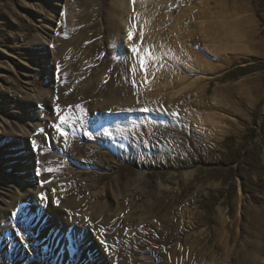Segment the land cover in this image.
<instances>
[{
  "label": "rangeland",
  "instance_id": "374dc122",
  "mask_svg": "<svg viewBox=\"0 0 264 264\" xmlns=\"http://www.w3.org/2000/svg\"><path fill=\"white\" fill-rule=\"evenodd\" d=\"M78 1L87 3H84L85 11H82L79 4L78 6L76 4L74 10L79 15L84 14L83 12L90 15L86 18L89 22L82 23L81 29L91 24H93L91 32L103 28L102 31L99 30L100 35L96 39L97 41L100 39L98 42L102 40L98 51L93 54L96 60L91 65L87 63L86 70L88 68L94 70L97 60L107 61V65L113 70L115 67L118 68L113 63V59L115 60L117 56L109 54L105 39L107 35L104 32L105 23L110 21L104 11L112 6L111 0ZM158 1L163 2V0H151V3L155 4ZM164 2H167L173 11L169 13V26L178 14L184 13L189 8L193 9L194 4L197 3L196 10L204 8L206 13L203 15L198 11H195V14L191 13L185 23V28L189 32L196 29L199 23L207 21L208 14L216 20L231 19L238 22L241 37L250 48L251 54L225 52L221 54L222 56H212L204 48V44L209 42L199 33H194L187 40L183 39L185 44H189H186V47L194 52H190L192 57L197 55L198 58H202L201 61L210 62L212 65L219 64L216 57H220L221 61L224 59L227 61L222 64L217 74L215 73L216 77L215 75L209 77L206 72L201 75V70L192 69L194 71L188 72L183 64L168 65L164 57L158 58L156 65H152L154 69L164 67L171 74L168 78L170 85L165 88L166 95L183 89L198 79L196 85L199 84V87L195 90L196 94L192 96L186 91L184 103L193 109H195L193 104L198 103L199 106L196 108L199 111L206 113L209 111L222 116L226 121V124L225 121L222 122L226 130L225 135L212 145H207L192 131L176 129L165 122L157 123L162 115L147 109H129L120 111L121 113L100 111L98 114L96 112L94 123L99 120V125L100 123L103 125L110 120L107 124L114 123L115 126H120L122 132L120 136H126L131 132L121 127L123 124L135 123L133 127L135 135L131 137L132 144L129 141L125 144L120 143L118 147H110L107 136L103 133L102 138L88 130L87 133H83L74 129L73 134V129L63 130L57 121L52 127L54 130L62 131L66 137L73 134L69 139V149L62 150L58 147L55 149L53 143L54 147L51 149L49 139L43 135L46 146L37 155V146L33 141L36 140L37 134L32 130L38 124V131H41V126L45 122H50V117L45 112L46 108L38 102L46 97L50 101L51 96L44 95L45 88H51L52 92L55 90L57 78L56 68L53 67V46L55 43L60 44L59 40L69 38L70 34L62 24L69 21L72 4L71 0H0V182H6V185L11 187L10 194L6 193V199L8 200L12 195L20 196L21 193L28 191L31 196L36 197L42 185L41 189L46 188V199L50 201L51 209L57 211L61 209L62 215L70 214L74 219L84 217L87 218L86 222L92 221L94 216H91L90 210L97 211L98 204L106 206L110 203L116 206L122 202L124 206L127 205V211L116 218L121 220L122 225L119 224V227L123 228L126 221L125 224L135 226V228L129 226V229L125 227L126 236L120 240L116 236L115 227V230L112 229L113 232L105 227L100 237L92 235L90 230L82 231L77 224L74 226L69 224L60 242H55V239L60 235L61 229H56L52 238L49 237L51 235L44 236L46 241L50 239L51 245L55 243L53 249L40 240L41 233L46 231L45 226L53 220V215L44 216L42 210H40L42 213H33V210H30L33 203L26 199L20 204L21 206L16 205L12 211L11 209L8 211L6 206L3 207L11 214V218L14 217L15 225H9L7 230L0 233V264H98L103 261L104 264H111L114 261L124 264H171L170 258L168 263L161 255L154 254L151 250L137 249L133 242L134 238H141L146 232L153 233L159 238H166L167 236H161L162 228L171 227L180 230L178 237L181 236V240L177 247L179 245L183 247L186 241L188 244L196 241L193 247L201 251L199 259L194 262L196 264H243L241 263L243 253L251 251L252 243L258 241L259 244L260 242L264 244V239H259L258 236V232L264 230V0H164ZM164 8L156 13L154 20H158L163 15ZM86 19L81 21L86 22ZM79 32L80 30L76 31ZM134 37L138 38V35ZM35 40L36 46L33 43ZM40 41L41 45L38 44ZM122 44L120 46L124 50L126 45ZM151 49L154 51L153 45ZM117 60L120 61L119 57ZM160 61H163L162 66L159 65ZM71 63L74 64L75 60ZM86 70L82 68L83 73ZM79 81L83 85L87 77L84 81L82 79ZM183 95L180 97H184ZM28 97L32 102L30 109L24 108L23 105ZM215 98L218 99V105L212 102ZM33 114L37 117H33ZM23 123L29 124L32 128L28 131L30 134L24 138L30 151L28 153L30 158L27 159V154L24 153L25 143L21 144L23 138L6 137V133L11 132L12 127H15L13 133L19 135L18 130ZM2 124L3 126L7 124V129H3ZM19 138L21 139L19 148L11 149L8 145L11 142L15 143ZM135 140L138 144L133 148ZM95 144L100 146L97 151L90 148ZM83 145H86V150L82 148L71 150L74 146L79 148ZM119 147L123 148L119 149ZM43 154L53 156L50 159L56 164L54 167L57 171L45 170L44 173H48L50 178L44 175L41 183L38 181L40 176L37 172L39 166L37 156L43 157ZM84 154L88 156L89 161L96 160L103 167L92 164L87 166L88 162L82 157ZM21 155L25 158L21 159L19 157ZM27 163L32 167L28 168V165H25ZM77 172H82L81 179L77 178L75 181L72 174L76 175ZM60 187L62 190L58 189ZM2 193L5 195V191ZM73 193H79V197L76 194V202L72 206H65L68 205ZM115 197H120V200ZM148 203L153 204V209L146 211L147 215L139 214L137 217L143 218V223H146L136 226L138 222L135 214L143 212L141 210L146 209ZM79 204L87 208L81 211L82 206ZM140 206L142 209L139 208ZM251 207L256 209L255 214L249 210ZM218 208L227 219L222 241H217L219 234L215 237L213 232V217ZM28 213L31 220L25 219ZM86 214L89 216L85 217ZM43 217L45 219L42 221ZM170 218L175 219L174 223L167 222ZM131 221L132 224H129ZM85 231L88 232L87 242L83 239ZM81 241L86 249L82 252V256L77 249L79 245L77 243ZM225 241H228L226 247ZM91 244L95 247L92 252L87 248ZM149 246L152 250L160 252L165 248L152 242ZM187 246L190 249L191 245ZM203 246L205 250L202 249ZM170 247L169 245L166 248L170 249ZM226 248H229L230 253ZM95 253L98 260L94 257ZM113 254L115 258L111 260ZM263 260L264 257L256 264H264ZM175 263L177 264L176 261Z\"/></svg>",
  "mask_w": 264,
  "mask_h": 264
},
{
  "label": "bare ground",
  "instance_id": "6f19581e",
  "mask_svg": "<svg viewBox=\"0 0 264 264\" xmlns=\"http://www.w3.org/2000/svg\"><path fill=\"white\" fill-rule=\"evenodd\" d=\"M182 1H185V0H182ZM84 3L78 0H74V1L71 0L72 7L70 9L71 10L70 16H69L70 19L68 23L62 24L65 30L67 31V33L70 34L68 35L69 38L64 39V40L61 39L59 40L61 42L60 44L55 43L53 46V52H54L53 67L56 68L57 83L55 85V88L53 87L55 89L54 92H52L53 90L52 91L50 90L51 88H45L44 90V95L48 94L51 96L50 101L46 97V98H43L40 102H38V103H41L40 105L46 108L45 112H47V115L50 117V122L49 123L45 122L43 126H41L42 129L40 128L41 131H38V128H37L38 124L34 126V129L32 130V128L29 125L31 124V122H27L29 124L23 123L22 126H20V129L18 130L19 135H15L16 133H13L15 130V127L11 128L12 129L10 130L11 132L6 133V137L12 138V136H15V137H20L21 139L23 138L22 139L23 142H21V144L25 143L24 153L27 154L26 159L30 158L29 156L30 154L28 155L30 151H28L29 146L28 144H26V140H24V138H26L28 134H30L28 132L30 130H32L34 133L37 134L36 140L32 139L36 143V146H37V151H36L37 155L39 154V151H42L43 147L46 146L45 139H44L46 136L49 139L48 141L51 143V149L54 147L53 144H55V149H57L58 147L62 150L63 149L68 150L69 145H70L69 139H70V136L74 134V129L76 131H81L83 133H87L86 130H88V132L90 133L92 131L94 135H100L98 137H101V134L103 133L105 134V136H107V142H109L108 146L111 145L110 147H118L120 146V143L125 144V143H128L129 141L132 144L133 139H131V137L135 135V131H134L135 129L133 128L135 126L134 125L135 123L128 124L127 122V124H123L121 127L126 128L130 130L131 132L128 133L126 136H120L122 134L120 130V126L118 125L115 126L114 123L107 124V122L110 120L107 119L108 121L105 123L107 125L105 124L102 125V123H100L99 125V120L94 123V119L100 111L117 113L123 110H129V109L131 110L132 109H138V110L147 109V111L157 113V115H162L161 116L162 118L160 117V119L157 120V123L165 122L175 127L176 129L183 128L184 130L192 131V133L197 138L204 141L207 145H212L219 138L225 135L226 130L222 126V122H224L225 119L222 116L209 113V111L207 113L204 111H199L196 108L197 106H199V104L198 103L193 104L192 100H191V103L193 104L195 109L190 108L188 104L184 103V99H186L185 98L186 91L188 94L192 96L196 94L195 90L196 88L199 87V84L196 85L198 79L197 81L189 83L185 87L183 86L184 87L183 89H179L175 91L174 93H169L166 95L165 88L168 85H170V81L168 78L171 74L167 71V69H164V67L154 69L155 67H152V65L153 64L156 65L155 62L157 61L158 58L164 57L165 59H167L166 62L168 65L174 64L177 66V65L183 64L185 68L187 67L186 70L188 72L194 71L192 69L201 70L202 72L201 75L205 74L206 72L209 77H213L215 73L220 69L222 64L226 63L227 61L225 59L224 61H221L220 57H216L215 59L218 60L219 64L212 65V63L210 62L201 61L202 58L201 59L198 58L197 55H195V57H192V55H190V52L192 49L190 50L186 47V44L188 43L185 44L183 39L187 40V38L190 36L192 37L194 33H199V35L202 36L204 40H207L209 42V43L204 44V48L209 53V55L211 54L212 56H219L225 52H229V53L233 52L234 54H239V55L243 53H244L243 55L251 54L248 44L245 43L244 38L241 37V34L238 29L237 21L227 19V18L225 19L223 18L222 20L221 19L216 20V19H213V16L211 14H208L209 17H207V21L199 23L196 29H192V31L189 32V30L185 28V23L187 22V20H189L191 13L195 14V11L201 12L202 15L206 13V9L204 8L200 10L199 9L196 10V8H198L197 3L194 4L195 7H193V9L189 8L186 11L184 10L185 11L184 13H181V14L177 13L178 15L175 17L174 21L171 20L173 22L172 25L169 26L168 25L169 15H170L169 13L173 11L171 10V7L168 5V3L164 2V0L163 2L158 1L155 4H152L151 0H111L112 6L110 7V9L109 10L107 9L105 11L102 9L105 13V16H107V18L110 19L109 22H106V23L104 22L106 26L105 27L106 31L104 32L107 35L105 39L107 40L106 43H108L107 46L109 47V51H110L109 54H111V56H117L115 57V60L113 59V63L116 64L118 68L115 67V69L113 70L110 68L111 66L107 65L106 63L107 61L105 62V60H102L98 62L99 60H97L96 67L94 68V70L93 69L90 70V68L86 70V66H88L87 63H90L89 65H91V63H94V61L96 60L93 54H95L96 50L98 49V46H100V44L102 43V40L98 42L100 39H98V41L96 39L99 38L98 37L100 35L99 30L103 28L101 27L99 30L97 29L91 32L90 29H91V26L93 25L91 24L88 26L89 28L86 27L85 29L84 28L81 29L80 26L82 25V23L87 24L89 22V20H87L86 18L89 17L90 15L89 13L87 14L86 12H83L84 14L79 15L74 10V8L76 7V4L77 6L79 4L80 8L83 11L85 4H87V3L85 4ZM200 5L202 4L200 3ZM163 7H165L163 15H161L158 20H154L156 13L158 14L160 9H163ZM82 19L83 20L86 19L87 21L83 22L81 21ZM78 30H80V32L76 33V31ZM130 31L133 33L132 40H129ZM135 35H138V38L134 37ZM43 40L44 38H42V41ZM33 43L34 45L37 44L36 40ZM122 43H125L126 45V48L124 50L121 49L122 46H120ZM38 44L41 45V41L38 42ZM87 44H89V46ZM151 45L154 46V51L156 54L154 53V51H152ZM134 47L137 48L139 51L134 52L132 50ZM191 53H194V52H191ZM96 54L99 55V53H96ZM87 57L88 59H90L89 61ZM118 57L120 61L117 60ZM142 58L144 60L143 67L141 66ZM72 60H75L74 64L71 63ZM83 60L84 61L86 60L87 62L86 61L84 62ZM117 61L118 63H116ZM162 64H163V61H160L159 65L162 66ZM82 68H85L86 70L85 73L82 72ZM48 77L49 76H47V78ZM86 77H87V81L82 85L79 79H82L84 81V78ZM176 79H179V78L176 77ZM181 79L182 77H180V80ZM180 95H183L184 97L181 98ZM29 100H30V97H28L26 102H23L24 108L26 109H30L32 107L31 106L32 102ZM217 100L218 99L215 98L212 100V102L218 105ZM49 107H51L50 108L51 110L49 109ZM71 108L72 110H69ZM74 108L76 111L73 110ZM76 112L78 114H76ZM58 113H60V115H58ZM75 114L77 115V117H75L76 116ZM32 116L34 117L36 115L33 114ZM56 116L57 118H55ZM61 117H65L68 119H65L62 122ZM57 121L60 123V126L63 127V130L68 129V128L73 129L72 131L73 134L72 135L70 134L68 137H66L64 133L62 134V131H58L56 129L54 130L52 127L54 126V123ZM224 124H226V121ZM2 127L3 129H7L8 126L7 124L5 126H3L2 124ZM66 131H69V130H66ZM43 135L45 137H43ZM20 138L15 143L11 142L8 146H10L11 149H13L12 147L19 148V144L21 141ZM75 144L76 143H74V145ZM136 144H138V142H136L135 140V144L133 145V148H135ZM81 148L83 150L87 149L86 145H83L81 147L79 146V148L78 146L77 147L74 146L71 150L72 151L80 150ZM90 148L93 151H97L96 149H100V146L99 145L97 146L95 144V145H92ZM122 148L119 147V149H122ZM72 151H70L71 154H72ZM89 151L87 152L89 153ZM19 157L21 159L25 158V156H22V155ZM82 157L83 159H86V162H88L87 166L89 164H92L95 166L103 167L101 164H98L97 163L98 161L96 160L92 159L91 161H89L88 156H86V154H84V156ZM37 158H39V160H37L38 165H39L37 167V172L40 176L38 181L42 183V179L44 175L45 177L50 178V176H48L49 175L48 173L46 174L44 173L45 170L56 172L57 169L54 167L56 166V164H54V162L50 159V158H53V156L49 154H43V157L37 156ZM25 165H28V163ZM80 165L85 166V164L83 165L79 164V166ZM29 167H32V165L29 164L28 168ZM81 174L82 172H77L76 175L72 174L74 175L75 181L77 178H79V180L81 179ZM141 177L142 175L140 176V178ZM41 186L38 189V194L36 197L31 196L28 191V192H23L21 193L20 196L18 195L16 197L15 195H12L11 197H8V200H7L6 193L10 194L9 189L11 187L9 185H6V182H0V233H3L6 228H9V225L10 226L15 225L14 220H13L14 217L11 218V214L8 213V211L10 209L12 211L14 207L16 208V205L18 206V204L19 205L22 204L23 202L26 201V199L30 200V202L33 203L32 207L30 208V210H33V213H37V214L42 213L40 212V210H42L45 213L44 216H48L49 214L53 215V220L50 221L48 225L45 226L46 231L42 232L41 237H40V240L44 241V244L46 246L48 247L50 246L53 249H54L53 245L55 243L51 245L50 239L46 241V239H44V236L48 237L49 235H51L49 237L52 238V236H54L52 234H54L56 229H59V230L61 229L60 231L63 234L60 233V235H58V238L55 239V242H60L61 236L64 235L68 227L67 225L69 224L70 225L72 224L73 226L74 224H77L79 228L82 229V231L87 229V230H90L89 232H91L92 235H95V236L98 235L100 237L103 235L102 231L105 229V227L109 228L111 231L112 229L115 230L116 228L115 233L117 234L116 236L120 238V240L121 238L124 239V237L126 236V231L124 230L125 227L128 228L130 226L131 228H135V226L132 224V221L129 222V224L131 223L132 225L125 224L127 222L126 221L125 223L123 222L124 223L123 228L119 227L120 225H122V223H121V220H116V218H118L119 214H123L124 212L127 211V208H126L127 205L124 206L122 202H119L116 206L115 205L113 206L110 203H108V205L106 206L98 204L99 206H98L97 211L96 210L93 211L89 209L91 211V216H94V217H92V221L88 220L86 222V218L84 217H79V218L74 219L70 214L62 215L61 209H59L58 211L52 210L50 207V201L46 199L47 198L46 197L47 194L45 192L46 188L41 189L42 188ZM80 187H83V186H80ZM58 189L62 190V187ZM4 191H5V195L4 193H2ZM112 193L114 194V192ZM76 194L79 197V193H73L72 196H70L71 197L70 200H68V205H65V206L67 207L72 206L76 202L77 200ZM115 198L120 200V197L119 198L115 197ZM34 203H35V206H34ZM46 203L48 204L45 207ZM5 206L8 209V211L3 208ZM80 206H82L81 211L85 210L86 206L84 205H80ZM158 206H161V205H158ZM131 208L132 207H129V209ZM139 208L142 209V206H140ZM145 208L146 209L141 210L143 212L141 213L138 212L137 215L135 214L136 220L138 222L136 226L146 223V222L143 223L144 221L143 218L138 219L137 217L139 216V214L140 216L147 215L146 211L152 210L153 204L148 203V205ZM249 210L252 211L253 214L256 213L255 212L256 209H253L252 207ZM135 212L137 211H134V213ZM132 213H133V210L131 214ZM29 214L30 213L26 214L27 215L25 216L26 220L30 219ZM37 214H35L36 217H38ZM87 215L89 216V214H86L85 217ZM44 219L45 217L42 218V221ZM175 219H177V217H175ZM175 219L170 218L169 221L167 222L174 223ZM226 223H227V219L222 214V211L218 208L215 212V216L213 217V224H214L213 232L215 234V237H218V234H219L217 241L223 240L225 236L224 230L226 229L225 228ZM93 225L95 226V228ZM162 229H163V233L161 234V236H167L166 238L165 237L159 238L158 236L156 237L155 234L153 233L151 234L150 232L144 233L143 236H141V238H138V239L134 238L133 242H135V246L137 247V249H142L143 251L151 250L154 254L157 253L159 254V256L161 255L164 258V260L168 261V263L170 262L168 258H170L173 264H176L175 261L177 262V264H196L194 262L199 259L200 254H201V251H199L196 247H193L196 241H193V242L188 241V242H191L189 244L186 241L183 247H180V245L177 247V244L180 243V240H181L180 239L181 236L178 237L180 230H177L176 228L173 229L172 227L162 228ZM84 233H85V237H83V239H85L87 242L88 232L85 231ZM258 234H259L258 235L259 239L260 238L264 239V230L263 232H258ZM113 238H114V235H113ZM85 240H82V241L84 242ZM82 241L80 243H77L79 244L77 248L78 253L79 254L81 253V256H82V252L86 250L85 247L83 246L84 244ZM150 242H152L154 245H163L165 248L161 252L152 250L149 246ZM227 242L228 241H225V245H224L225 247L227 246ZM262 243L260 242L259 244L258 241H255L254 243H252V249L249 248L251 249V251L245 254L243 253V257L241 258L242 259L241 263L243 264H251V263L254 264L255 263L256 264V262L260 261L261 258L264 257V244ZM186 244L191 245L192 247L190 246V249H189V246H187ZM169 245L171 246L170 249L166 248ZM87 248L90 250V252L94 251L95 249V247H93L92 244ZM202 249L205 250L204 246L202 247ZM228 249L226 250L227 252H228ZM57 251L59 252L60 250H57ZM94 255H95L94 256L95 259L98 260V258H96V253ZM113 258H115V254L112 255L111 260H113ZM263 262L264 260L262 261V263ZM101 263H98V264H101ZM113 263L114 264H124L122 262H117V261H114L111 264Z\"/></svg>",
  "mask_w": 264,
  "mask_h": 264
},
{
  "label": "snow or ice",
  "instance_id": "6c2138e0",
  "mask_svg": "<svg viewBox=\"0 0 264 264\" xmlns=\"http://www.w3.org/2000/svg\"><path fill=\"white\" fill-rule=\"evenodd\" d=\"M132 38H133V33L130 31L129 32V40H132ZM134 52H138L139 50L137 49V48H133L132 49ZM143 64H144V60H143V58L141 59V66L143 67ZM66 118L65 117H61V121L63 122L64 120H65ZM63 134V133H62ZM58 203V202H57ZM87 219V218H86Z\"/></svg>",
  "mask_w": 264,
  "mask_h": 264
}]
</instances>
